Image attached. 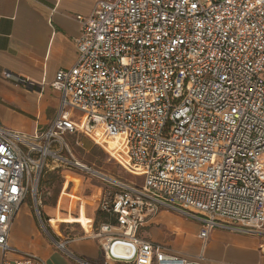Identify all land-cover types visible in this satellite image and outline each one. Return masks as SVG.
Here are the masks:
<instances>
[{"label":"built area","instance_id":"1","mask_svg":"<svg viewBox=\"0 0 264 264\" xmlns=\"http://www.w3.org/2000/svg\"><path fill=\"white\" fill-rule=\"evenodd\" d=\"M77 20L76 62L51 83L60 100L50 126L33 134L0 127L1 264L39 263L5 254L16 251L8 240L18 208L29 193L35 199L49 168L103 182L108 220L81 237L106 260L201 264L139 237L160 208L201 222L203 243L215 228L261 231L264 0H98ZM78 134L114 142L109 155L135 180L77 159L66 138Z\"/></svg>","mask_w":264,"mask_h":264},{"label":"crops","instance_id":"2","mask_svg":"<svg viewBox=\"0 0 264 264\" xmlns=\"http://www.w3.org/2000/svg\"><path fill=\"white\" fill-rule=\"evenodd\" d=\"M97 1L0 0V127L33 134L50 126L60 100L51 83L60 69L75 64L74 40L80 34L77 17L88 15ZM65 171L68 174H63L60 195L54 203L38 200L37 194L32 201L23 200L8 240L16 251L5 256L16 259L31 254L38 258V264H126L106 260L95 240L81 237L83 227L108 220L99 208L103 182L98 186L90 182L99 192L92 190L80 197L75 195L80 179L70 175L85 178L87 174ZM201 228L197 220L160 208L156 216L142 224L138 235L184 258L201 256V264H264V227L251 234L215 228L205 243L199 237ZM3 256L0 248V264Z\"/></svg>","mask_w":264,"mask_h":264},{"label":"rangeland","instance_id":"3","mask_svg":"<svg viewBox=\"0 0 264 264\" xmlns=\"http://www.w3.org/2000/svg\"><path fill=\"white\" fill-rule=\"evenodd\" d=\"M69 143L72 152L81 162L92 166L104 173H107L115 178H121L123 180H135V178L121 167L108 153L109 148L115 145L114 142L108 140V147L105 144L98 145L94 143L88 136L84 134L71 135L66 138ZM64 167H58L54 169L43 170L37 185V199L42 202H55L60 195V191L63 185V174H68ZM78 171V170H75ZM71 178L80 179L78 190L75 195L82 197V194H89L92 190H96V186L101 185L99 179L89 180V176L85 175V178L70 175ZM91 178V177H90ZM90 182L96 186H90ZM76 183H74L75 185ZM73 183L70 182L69 187H72ZM98 191V189L96 190ZM99 192V191H98ZM97 192V193H98ZM64 196V195H63ZM64 198V197H63ZM27 200H34L32 193H29L26 197ZM77 201L73 202L71 209H75Z\"/></svg>","mask_w":264,"mask_h":264}]
</instances>
